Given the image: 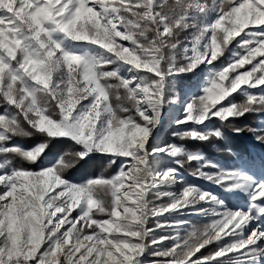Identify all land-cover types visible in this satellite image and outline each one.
I'll return each mask as SVG.
<instances>
[{
	"label": "snow or ice",
	"instance_id": "obj_1",
	"mask_svg": "<svg viewBox=\"0 0 264 264\" xmlns=\"http://www.w3.org/2000/svg\"><path fill=\"white\" fill-rule=\"evenodd\" d=\"M202 65L181 101L176 77ZM246 114L264 117V0H0V264H264V173L172 142L230 128L264 145V124L233 123ZM93 156L119 170L66 177ZM191 162L246 205L185 180Z\"/></svg>",
	"mask_w": 264,
	"mask_h": 264
},
{
	"label": "trees",
	"instance_id": "obj_2",
	"mask_svg": "<svg viewBox=\"0 0 264 264\" xmlns=\"http://www.w3.org/2000/svg\"><path fill=\"white\" fill-rule=\"evenodd\" d=\"M171 2V0H169ZM185 34L181 33L179 39L182 40ZM230 53H225V55L220 59V61L215 62L218 66L221 64L227 63ZM189 76V74H184ZM235 95V94H234ZM242 97L236 95V102H240ZM208 123L210 128L220 127V122L217 119H213ZM236 126L239 127H257L261 124H264V117L255 114H246L244 117L233 121ZM225 139L219 140L212 138L208 142H198L193 140H178L174 138V142L177 144H183L190 151H201L203 154L211 161L218 162L224 165L227 168H239L244 163L250 165H258L259 167L264 168V145L257 143L251 133L244 132L240 135L234 134L230 128H223ZM16 143L22 144L25 147H31L35 141L34 138H17ZM67 142L63 145L56 144L53 145V151L61 148H67ZM51 155V153L49 154ZM47 159V157H46ZM20 163V162H18ZM196 168V163L191 162L186 164L185 168L180 169L181 174L191 182H195L197 185L201 186L204 189L210 190L211 192L219 195L222 199L225 200L226 204L233 208L236 203L246 200L244 194L241 193H229L223 191L216 185L211 184L210 182L198 179L191 175V172ZM119 170V160L111 166H108L107 159H101L98 156H93L90 160L81 162L74 169H70L66 173V177L74 180L80 181L89 176L99 175L103 173L104 175L110 176L115 175ZM209 170V169H205ZM182 219H187L190 222V226L202 227L204 224L208 223V218H190L186 215L180 217ZM154 221L149 224V227H152ZM189 228H185L183 231L187 232ZM183 234V233H182ZM204 251V250H202ZM154 258L150 254H145L144 260L145 264H149Z\"/></svg>",
	"mask_w": 264,
	"mask_h": 264
},
{
	"label": "rangeland",
	"instance_id": "obj_3",
	"mask_svg": "<svg viewBox=\"0 0 264 264\" xmlns=\"http://www.w3.org/2000/svg\"><path fill=\"white\" fill-rule=\"evenodd\" d=\"M210 2H211V0H209V3ZM184 34H185V36L181 41L187 42V39L190 38V32H187ZM216 66L219 67L217 64H216ZM206 75H207V68L202 65L197 70V73L195 75L189 73V76H186L184 74H180L176 77V86H177V90H178L181 101H183L184 99H187L190 95L197 93L198 86L201 85V83L205 79ZM178 115H180V106L179 105H173V106H170L164 110V112L162 113L161 124L159 125V128H158L157 132L155 133L157 139L162 137L171 128L175 127V125L173 124V121L175 120V118ZM172 142L175 143L174 138H172ZM239 168H243L246 171L254 174L257 177H259L262 173H264V168L259 167L258 165H255V164L250 165L248 163H244ZM184 179L187 180L185 177H184ZM189 182H191V181H189ZM191 183L197 185L195 182H191ZM246 203H247V197H246V200L239 202V203H236L235 206L239 205V206L243 207L244 205H246ZM186 216L190 217V218H205L203 216H198V215H186Z\"/></svg>",
	"mask_w": 264,
	"mask_h": 264
}]
</instances>
